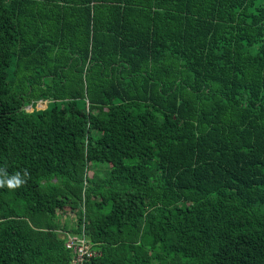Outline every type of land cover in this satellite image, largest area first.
Instances as JSON below:
<instances>
[{"label":"trees","instance_id":"trees-1","mask_svg":"<svg viewBox=\"0 0 264 264\" xmlns=\"http://www.w3.org/2000/svg\"><path fill=\"white\" fill-rule=\"evenodd\" d=\"M17 172L0 264H264V0H0Z\"/></svg>","mask_w":264,"mask_h":264},{"label":"rangeland","instance_id":"rangeland-1","mask_svg":"<svg viewBox=\"0 0 264 264\" xmlns=\"http://www.w3.org/2000/svg\"><path fill=\"white\" fill-rule=\"evenodd\" d=\"M44 101H41V103L39 104V109H43L45 107V104H43ZM82 208V206H81ZM79 211L78 209L76 210H72L70 207L68 206H64L60 211H57V215L58 217L60 216L61 219H72L73 223H75L77 221V217L79 216ZM56 231L58 232L59 237L63 238V233H64V229L62 228H57ZM74 241V243H73ZM83 241L80 239H77L76 236H70V238L66 241V245L67 246H72L73 250H75L77 252V260H74V262H76L75 264H79L80 258L82 257L83 254H85L86 252H88L89 250V244L85 243L83 244ZM74 244V246H73ZM90 254H94V253H90L88 252L87 255Z\"/></svg>","mask_w":264,"mask_h":264},{"label":"clouds","instance_id":"clouds-1","mask_svg":"<svg viewBox=\"0 0 264 264\" xmlns=\"http://www.w3.org/2000/svg\"><path fill=\"white\" fill-rule=\"evenodd\" d=\"M43 104H45V102ZM24 182L25 181L23 179H21L20 173L17 172L11 178H7V179L0 178V188L7 186L8 189L14 190V189L20 187ZM80 240L83 241V239H80Z\"/></svg>","mask_w":264,"mask_h":264},{"label":"built area","instance_id":"built-area-1","mask_svg":"<svg viewBox=\"0 0 264 264\" xmlns=\"http://www.w3.org/2000/svg\"><path fill=\"white\" fill-rule=\"evenodd\" d=\"M70 246H71V245H70ZM70 246H68V247H70ZM86 253H87V252H86ZM86 253H85V254H86ZM85 254H83V255H85Z\"/></svg>","mask_w":264,"mask_h":264}]
</instances>
